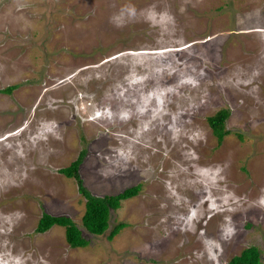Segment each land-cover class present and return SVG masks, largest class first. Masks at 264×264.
Returning <instances> with one entry per match:
<instances>
[{
	"label": "rangeland",
	"instance_id": "obj_1",
	"mask_svg": "<svg viewBox=\"0 0 264 264\" xmlns=\"http://www.w3.org/2000/svg\"><path fill=\"white\" fill-rule=\"evenodd\" d=\"M80 152L92 196L138 186L100 235L59 173ZM42 213L85 245L37 233ZM247 247L264 264V0H0V264H227Z\"/></svg>",
	"mask_w": 264,
	"mask_h": 264
},
{
	"label": "trees",
	"instance_id": "obj_2",
	"mask_svg": "<svg viewBox=\"0 0 264 264\" xmlns=\"http://www.w3.org/2000/svg\"><path fill=\"white\" fill-rule=\"evenodd\" d=\"M11 88L4 90L8 93ZM228 117L226 110H219L212 116L207 117L206 122L211 131L212 136L216 141H220L227 133L224 130V122ZM84 153L80 152L77 158L72 161L66 168L60 169L59 173L66 178H72L77 185L78 194L84 199L83 214L81 216V226L83 229L92 235L102 234L108 227V216L110 211H114L119 207L120 201L133 197L137 191L138 186L124 189L122 192L113 196L95 197L92 196L83 186L78 175V168L82 161ZM52 226L63 228L64 239L70 248H80L85 245L80 230L76 225L65 216H51L42 213L38 219L35 227L37 233H44ZM123 227V224L114 226L110 230L113 236L117 231ZM227 264H259V252L255 247H247L242 250L239 255L232 257Z\"/></svg>",
	"mask_w": 264,
	"mask_h": 264
}]
</instances>
